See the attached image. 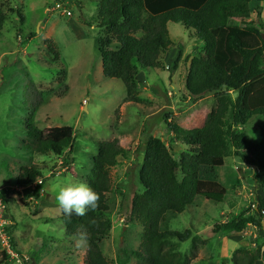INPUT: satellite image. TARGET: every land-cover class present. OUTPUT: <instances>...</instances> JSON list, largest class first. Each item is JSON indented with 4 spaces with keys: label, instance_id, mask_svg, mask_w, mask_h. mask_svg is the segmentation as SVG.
Returning a JSON list of instances; mask_svg holds the SVG:
<instances>
[{
    "label": "rangeland",
    "instance_id": "1",
    "mask_svg": "<svg viewBox=\"0 0 264 264\" xmlns=\"http://www.w3.org/2000/svg\"><path fill=\"white\" fill-rule=\"evenodd\" d=\"M70 1L72 15L57 6L56 0H0V9L9 15L0 36V191L6 198L2 201L0 197V251L10 250V264H84L88 247L76 249L73 236L67 235L56 194L69 182L86 183L87 166L97 154L95 141L117 139L128 152L110 168L109 210L102 217L111 220L112 230L100 245L111 264H122L126 257L122 250L131 256L128 264H135L132 253L140 244L142 225L128 220L127 215L133 193L143 190L138 169L144 139L148 134L160 137L179 160L189 146L168 129L165 117L184 128L203 126L207 114L217 106V95L225 89L196 99L188 94L187 59L201 56L203 47L192 31L170 22L173 46L162 54L159 66L140 68L136 77L143 103L125 101V83L102 73L98 40L106 38L112 49L120 45L104 32L101 36L96 24H88L96 20L98 2ZM257 5L264 21V1L251 3L250 20H259ZM47 40L55 42L60 59L48 52ZM38 101V127H74L71 152L60 156L20 152L25 138L22 119L28 118ZM262 124L264 119L258 116L247 123L246 131L255 143L261 141ZM36 164L43 169L44 179L38 180L43 183L35 193V183L17 185L16 179L21 167ZM256 171L252 162L235 154L226 157L222 166L201 167L194 203L182 213L169 215L162 224L164 230H191L187 241L175 239L191 264H233L237 249H254L264 241L262 228L252 222L239 233L215 229L245 210L246 216L255 215L257 195H264V188L254 179ZM204 192L219 193L222 201L207 199ZM11 226L25 259L10 249ZM257 264H264V257Z\"/></svg>",
    "mask_w": 264,
    "mask_h": 264
},
{
    "label": "trees",
    "instance_id": "2",
    "mask_svg": "<svg viewBox=\"0 0 264 264\" xmlns=\"http://www.w3.org/2000/svg\"><path fill=\"white\" fill-rule=\"evenodd\" d=\"M98 13L96 24L100 34L114 39L120 46L112 49L104 37L98 40L102 57V73L107 78L122 80L127 88L125 101L143 103L138 95L136 81L140 68L159 66L163 53L173 46L168 24L181 23L192 31L203 54L188 58L189 66L185 86L194 99L208 92L225 90L217 95V106L206 116L203 126L184 128L165 117L168 129L176 138L189 146L176 159L166 143L148 134L143 142V160L139 165L138 179L143 190L135 191L130 203L128 220L142 225L141 241L133 255L135 264H191L175 244L190 239V229L184 232L162 229L169 215L184 212L192 205L199 191L202 166H222L226 157L235 154L255 165L254 179L264 188V124L261 125V141L255 143L246 131L252 117L264 119V21L256 7L259 20L251 19V3L264 0H96ZM1 5V4H0ZM23 18L21 11H18ZM9 15L0 9V36ZM23 21V20H22ZM46 47L56 60L59 48L54 41H46ZM179 58L175 63L177 67ZM230 91L237 93L233 97ZM39 101L34 105L25 123L23 145L20 152L38 155H63L71 152L76 139L71 125L40 128L35 123ZM241 127V129H240ZM97 154L89 163V175L85 182L100 194L99 206L81 217L71 218L62 212L61 221L72 237L77 229L87 230L89 245L84 264H111L100 242L108 237L112 222L102 214L109 210L107 194L112 189L110 168L115 166L126 149L118 140L95 141ZM68 161V158H66ZM43 169L36 165L21 167L17 185H33L35 193L43 181ZM207 199L222 201V195L204 192ZM264 196V195H263ZM257 195L255 215L248 210L227 222L216 225V231L242 232L250 222L264 232V197ZM2 201L5 192L0 191ZM95 220L90 224L89 220ZM8 229L10 249L25 259L16 245L12 231ZM122 264H128L131 256L125 250ZM121 258V255L118 254ZM264 257V241L254 249L239 248L234 252L233 264H256ZM12 255L8 249L0 251V264H10Z\"/></svg>",
    "mask_w": 264,
    "mask_h": 264
},
{
    "label": "clouds",
    "instance_id": "3",
    "mask_svg": "<svg viewBox=\"0 0 264 264\" xmlns=\"http://www.w3.org/2000/svg\"><path fill=\"white\" fill-rule=\"evenodd\" d=\"M56 201L58 207L68 218H71L73 214L83 217L87 215L89 210L95 211L99 206L100 194L87 183L69 182L58 190ZM89 223L95 224V220H89ZM89 239L87 230L78 228L73 234L74 246L78 250L87 248Z\"/></svg>",
    "mask_w": 264,
    "mask_h": 264
},
{
    "label": "built area",
    "instance_id": "4",
    "mask_svg": "<svg viewBox=\"0 0 264 264\" xmlns=\"http://www.w3.org/2000/svg\"><path fill=\"white\" fill-rule=\"evenodd\" d=\"M56 3H57V6L62 5V7L64 8V10L67 12L68 15H72V11L68 9V8H71V6H69V3L71 4L70 0H56Z\"/></svg>",
    "mask_w": 264,
    "mask_h": 264
},
{
    "label": "crops",
    "instance_id": "5",
    "mask_svg": "<svg viewBox=\"0 0 264 264\" xmlns=\"http://www.w3.org/2000/svg\"><path fill=\"white\" fill-rule=\"evenodd\" d=\"M196 37L194 36V39H195ZM196 41V40H195ZM197 42V41H196ZM199 44H201V43H199ZM202 45V44H201ZM199 48H200V46H199ZM102 60V59H101ZM101 70H102V62H101ZM259 261V260H258ZM257 264V263H256Z\"/></svg>",
    "mask_w": 264,
    "mask_h": 264
},
{
    "label": "water",
    "instance_id": "6",
    "mask_svg": "<svg viewBox=\"0 0 264 264\" xmlns=\"http://www.w3.org/2000/svg\"><path fill=\"white\" fill-rule=\"evenodd\" d=\"M263 225H264V222H263Z\"/></svg>",
    "mask_w": 264,
    "mask_h": 264
}]
</instances>
